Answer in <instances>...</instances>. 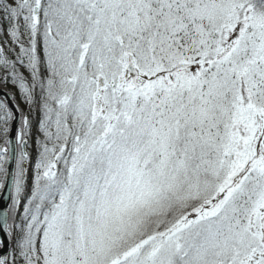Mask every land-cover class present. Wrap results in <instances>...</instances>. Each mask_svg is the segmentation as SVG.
<instances>
[{
	"label": "snow or ice",
	"instance_id": "1",
	"mask_svg": "<svg viewBox=\"0 0 264 264\" xmlns=\"http://www.w3.org/2000/svg\"><path fill=\"white\" fill-rule=\"evenodd\" d=\"M0 94V264H264V0H0Z\"/></svg>",
	"mask_w": 264,
	"mask_h": 264
},
{
	"label": "water",
	"instance_id": "2",
	"mask_svg": "<svg viewBox=\"0 0 264 264\" xmlns=\"http://www.w3.org/2000/svg\"><path fill=\"white\" fill-rule=\"evenodd\" d=\"M2 95V94H0ZM12 103H14V101H11ZM9 195V193L7 191H4V192H0V197H4L6 198L7 196ZM4 200H0V203H3ZM0 238H4L2 234H0Z\"/></svg>",
	"mask_w": 264,
	"mask_h": 264
}]
</instances>
